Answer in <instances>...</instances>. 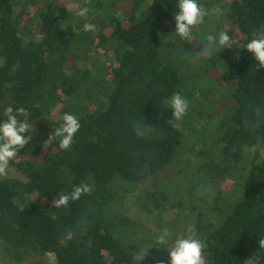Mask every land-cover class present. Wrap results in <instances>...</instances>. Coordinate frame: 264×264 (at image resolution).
<instances>
[{
    "label": "trees",
    "instance_id": "16d2710c",
    "mask_svg": "<svg viewBox=\"0 0 264 264\" xmlns=\"http://www.w3.org/2000/svg\"><path fill=\"white\" fill-rule=\"evenodd\" d=\"M94 1L0 0V116L24 107L36 130L9 164L26 181L0 180V240L13 262L53 254L57 264H168V250L124 215V195L135 190L158 221L176 211L170 231L194 217L205 264H264V68L240 48L261 34L264 0H231L224 13L233 48L207 55L224 67L220 85L235 86L234 105L215 126L214 146L200 150L184 147L180 120L164 103L185 82L163 60L176 0H112L116 12L87 33L84 23L106 7ZM85 6L86 17L74 15ZM181 50L185 62L200 53L187 43ZM199 89L188 99L194 109ZM64 112L81 123L67 150L49 139ZM143 121L151 129L138 137ZM176 157L186 170L159 187L153 180ZM81 184L91 191L56 207L54 197ZM141 241L154 248L141 252Z\"/></svg>",
    "mask_w": 264,
    "mask_h": 264
},
{
    "label": "rangeland",
    "instance_id": "374dc122",
    "mask_svg": "<svg viewBox=\"0 0 264 264\" xmlns=\"http://www.w3.org/2000/svg\"><path fill=\"white\" fill-rule=\"evenodd\" d=\"M89 1L91 0H76L77 4H84ZM200 2L208 13L205 17L204 23L193 29V34L187 41L181 40L179 37L175 36L174 33H170L165 38V46L163 47V60L165 64H170L178 75L185 81L181 84L180 91H182L179 93L188 100L193 93L195 86L197 84L200 86L197 93L200 105L197 104V109H194L193 106L189 107L187 115H185L186 121L183 120V118L180 119V121L178 120L180 128L186 134L183 135L184 147L186 148L187 146L188 149H191L194 145L197 150L201 149L202 143L203 147L207 144L205 141L210 143L211 146H214V144L212 145L213 142L210 137L215 130V126H218L219 121L223 119L224 116L231 113V107L234 105L233 93L235 89V86L223 87L220 85L217 75L220 74V71L223 70L224 67L219 64H214L208 55H205L202 52L204 45L203 42L199 40V38H203L206 34L218 31L222 27L228 29L230 23L224 17V13L228 10L231 0H200ZM103 3L107 8H95V11H98V13L93 21H89L90 23L97 25L101 18L104 19L107 15H111L116 12V9L113 7L112 0H103ZM109 3H111V6ZM92 4L96 6L97 0H95ZM39 8H41V5H39ZM39 8L29 6L28 12H32L36 15ZM117 16L118 15H116V18ZM261 35H264V28L262 29ZM186 43L191 44L195 49L199 48L200 53H196L192 60L185 62L183 55H181V49L182 45L184 47ZM231 48H233V46H230L226 50H230ZM221 52L225 53V49ZM101 62L106 65L108 64L106 59H102ZM200 134L203 135V138H201L202 136ZM178 157H176V159L153 180L159 185V187H167L171 183L173 177L182 172V170H186L181 163V158ZM164 172L166 173L164 174ZM8 178L26 181V178L19 174L17 170L10 165L6 174L0 175V180ZM179 183L180 181L176 182L177 185ZM227 188L231 189V184L228 185ZM138 195L139 193L135 190L126 192L122 204L124 215L132 222L141 226L140 230L149 232L151 237L156 239L157 235L162 230H169V228L172 227L174 222L173 220L176 217V211L167 212L163 215L164 218H161L158 221V218L148 215L140 208ZM194 221L195 219L193 216H186L174 225L175 230L172 229V231L183 232V230H188L193 232V227L190 226ZM161 224L164 225L165 228H161L159 226ZM136 237H138V240H144V236L141 234H137ZM142 243L143 241L139 244V248L143 253L153 247L149 243L148 246ZM165 255V252H158L155 254V256L160 257H165ZM137 259H140V255L137 256ZM0 264H16L11 258L9 248L2 240H0ZM22 264H57V260L53 254H48L45 257L33 255Z\"/></svg>",
    "mask_w": 264,
    "mask_h": 264
},
{
    "label": "clouds",
    "instance_id": "9594fccd",
    "mask_svg": "<svg viewBox=\"0 0 264 264\" xmlns=\"http://www.w3.org/2000/svg\"><path fill=\"white\" fill-rule=\"evenodd\" d=\"M175 12L173 13L174 33L181 40L187 41L193 34V29L204 23L208 14L202 6L200 0H176ZM67 11L71 12L72 8ZM89 13L88 7H82L74 12V15L86 17ZM83 30L94 32L96 25L93 23H84ZM203 53L224 49L233 46L232 36L226 28H220L218 31L210 32L203 38ZM240 47V46H239ZM241 49H246L259 66L264 68V35L259 32L250 34ZM172 110V116L176 120L182 119L189 110L188 100L179 92L174 93L164 102ZM4 115L0 116V175L7 172L9 164L14 161L21 149L35 137L36 130L33 131V124L29 120L30 113L24 107L13 108L8 106L3 110ZM6 116V118H4ZM60 124L53 130L49 139L59 138V147L63 150L70 149L74 137L81 128L80 119L71 112H64L60 117ZM136 135L143 137L148 134L150 127L146 126L144 121L135 126ZM48 139V140H49ZM91 191L87 184L74 186L70 193H59V198H53L56 207L67 206L70 200H78L83 194ZM158 247L168 250V264H205L203 252L205 243L195 233L185 230L170 231L162 230L156 237ZM261 249H264V239H259ZM154 248V247H152ZM249 264H256V261L249 260Z\"/></svg>",
    "mask_w": 264,
    "mask_h": 264
}]
</instances>
